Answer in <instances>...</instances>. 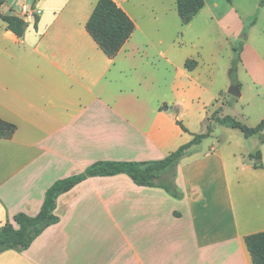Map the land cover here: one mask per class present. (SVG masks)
<instances>
[{
	"label": "crops",
	"instance_id": "0c3cea01",
	"mask_svg": "<svg viewBox=\"0 0 264 264\" xmlns=\"http://www.w3.org/2000/svg\"><path fill=\"white\" fill-rule=\"evenodd\" d=\"M98 1L33 0L25 17L0 8L25 22L33 18L21 38L0 19V119L16 126L11 139L0 138V229L7 222L16 227L18 213L36 216L55 181L95 162L162 160L192 139L176 124V105H147L135 93L138 26L126 0L113 1L134 31L116 55L107 57L90 37L86 23ZM214 1L218 7L221 0ZM224 2L219 22L236 39L245 17L235 0ZM205 7L206 1L191 22ZM152 21L158 26L161 16ZM256 47L247 35V71L249 56L264 69ZM196 63L180 70L189 77L179 87L190 95L198 89ZM221 93L212 100L219 109ZM229 144L222 139L207 150L201 143L181 160L175 183L182 199L124 174L84 180L58 198L60 221L26 251L1 253L0 264H252L244 238L264 232V149L263 167L255 169L249 152Z\"/></svg>",
	"mask_w": 264,
	"mask_h": 264
},
{
	"label": "rangeland",
	"instance_id": "374dc122",
	"mask_svg": "<svg viewBox=\"0 0 264 264\" xmlns=\"http://www.w3.org/2000/svg\"><path fill=\"white\" fill-rule=\"evenodd\" d=\"M205 1L206 7L200 16L189 26H182L176 13V0H126L123 6L138 26L133 38L136 47L132 73L135 93L147 105L159 103L162 108L176 105L178 120L191 138L206 133L210 126V137L202 141L207 150L211 144L216 146L224 139L236 151L255 153L259 150L262 153L264 145H260L259 140L264 137V132L260 137L245 139L239 130L220 126L212 119L230 116L250 128L264 120L262 65L249 56L246 59L248 71L239 63L233 78L229 76L234 49H242L243 38L247 35L251 44L260 45L257 50L264 56V12L260 13L264 6L260 7V0H235L237 10L245 17L244 31L235 39L219 22L227 0L216 1L218 7H213L214 0ZM30 4L33 0H5L2 11L10 12L13 8L14 13L21 14V6ZM73 10L69 7L66 13ZM155 15L161 16L160 26L152 21ZM25 20L29 26L33 24V18ZM186 60L200 62L198 89L191 95L179 87L188 83L189 74L185 71L180 74ZM233 84L238 85L240 97L227 93ZM220 90L223 92L219 98L223 104L221 109L212 101ZM169 113L176 116L174 110Z\"/></svg>",
	"mask_w": 264,
	"mask_h": 264
},
{
	"label": "trees",
	"instance_id": "16d2710c",
	"mask_svg": "<svg viewBox=\"0 0 264 264\" xmlns=\"http://www.w3.org/2000/svg\"><path fill=\"white\" fill-rule=\"evenodd\" d=\"M4 2L5 0H0V8ZM259 5L263 7L264 0H260ZM203 6V0H176V12L181 25L189 24ZM10 12L14 13V10H10ZM0 19L6 23L7 30L14 35L19 38L24 35L27 23L23 18L14 14L4 15L0 12ZM34 21L36 25V16H34ZM86 31L101 51L111 58L116 55L132 35L134 23L113 0H99L86 23ZM241 51V48L234 49L235 55L229 71L231 79L236 73L237 65L242 63ZM196 64L194 60H187L184 66L188 71H191L196 67ZM233 85L238 86L237 84ZM212 120L218 125L239 130L245 139L260 137L264 132V120L253 128L247 127L230 116H215ZM176 124L184 133H188V130L180 121H176ZM15 130L16 126L14 124L0 119L1 139H11ZM210 134L211 128L209 126L206 133L193 135L191 141L181 145L162 160L141 162L99 161L88 166L82 173L55 181L47 189L40 211L36 216L30 217L24 213H18L12 219L16 227L10 222L1 227L0 254L9 250L26 251L46 228L60 221L55 214L58 198L88 178L124 174L137 186L161 188L171 197L182 199L183 193L175 183L177 166L185 156L191 153L194 147L210 137ZM259 142L263 144L264 137ZM247 158L255 169L263 167L259 150L255 153H249ZM244 241L252 264H264V232L246 236Z\"/></svg>",
	"mask_w": 264,
	"mask_h": 264
},
{
	"label": "water",
	"instance_id": "95a60500",
	"mask_svg": "<svg viewBox=\"0 0 264 264\" xmlns=\"http://www.w3.org/2000/svg\"><path fill=\"white\" fill-rule=\"evenodd\" d=\"M245 38H243L244 40ZM229 95L233 96V97H240V92H239V88L237 86H231L229 89H228V92H227Z\"/></svg>",
	"mask_w": 264,
	"mask_h": 264
},
{
	"label": "built area",
	"instance_id": "2783aa9c",
	"mask_svg": "<svg viewBox=\"0 0 264 264\" xmlns=\"http://www.w3.org/2000/svg\"><path fill=\"white\" fill-rule=\"evenodd\" d=\"M20 13L22 16H30L31 15V12L30 10L28 9V7L26 5H22L21 6V9H20Z\"/></svg>",
	"mask_w": 264,
	"mask_h": 264
}]
</instances>
